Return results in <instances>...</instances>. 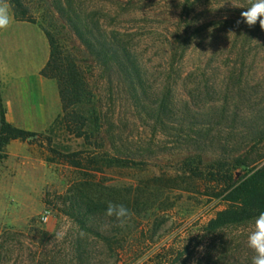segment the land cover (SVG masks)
Returning <instances> with one entry per match:
<instances>
[{
	"label": "rangeland",
	"instance_id": "1",
	"mask_svg": "<svg viewBox=\"0 0 264 264\" xmlns=\"http://www.w3.org/2000/svg\"><path fill=\"white\" fill-rule=\"evenodd\" d=\"M21 1L36 32H50L82 63L98 97L102 151L127 152L139 164L91 173L46 160L37 194L27 203L7 197L3 218L0 204V264H252L247 239L254 220L211 232L210 220L226 203L167 183L181 176L174 159L188 152L205 149L211 161L225 145V152L235 147L264 161V29L259 20L237 24L253 0H67L99 44L115 34L133 51L137 99L123 79L114 75L110 83L102 66L79 53L85 47L57 11L66 0ZM0 2L16 20L11 0ZM45 52L50 56L49 43ZM38 133L64 151L96 146L61 129ZM78 184L133 213L125 227L108 218L109 235L120 243L113 249L69 215Z\"/></svg>",
	"mask_w": 264,
	"mask_h": 264
},
{
	"label": "trees",
	"instance_id": "2",
	"mask_svg": "<svg viewBox=\"0 0 264 264\" xmlns=\"http://www.w3.org/2000/svg\"><path fill=\"white\" fill-rule=\"evenodd\" d=\"M11 3L15 7L16 20L36 24V20L29 15L21 0H11ZM63 5L59 3L57 11L68 20L74 34L86 49L85 52L79 50V53L84 57L88 55L93 63L102 66L109 76L110 83H113L114 75L123 79L122 83L137 99L135 86L140 79V72L133 51L123 45L115 34L108 39V44H99V38L82 20L80 12L67 0V6ZM70 13L76 15L75 20ZM43 31L50 46V56L42 75L56 83L62 106L61 114L49 131L61 129L70 136L84 138L89 146L93 145L94 139L96 146L93 150L64 151L53 144L52 138L13 126L5 119L0 90V158L4 157V149L10 141L20 140L44 149L49 156L46 159L48 162L66 164L85 172L101 173L106 169L131 168L138 165L127 152L117 149L115 153L102 151L104 145L98 143L101 113L97 93L77 55L65 49L50 32ZM167 114L177 115L170 109ZM204 150L195 154L188 152L185 158L174 159L176 171L181 176L168 181L167 185L180 187L185 184L190 192L220 199L226 203V208L217 212L207 229L216 232L228 226L241 225L264 212V161L252 159L249 151L241 154L240 149L235 147L225 152V145L211 161H206ZM238 170L243 172L239 177ZM83 186L78 184L70 190L69 215L84 232L92 234L103 247L111 250L114 245L120 243L116 236L109 235L111 223H108V217L104 215L107 202L98 192L93 196L86 193ZM111 219L110 222H116Z\"/></svg>",
	"mask_w": 264,
	"mask_h": 264
},
{
	"label": "crops",
	"instance_id": "3",
	"mask_svg": "<svg viewBox=\"0 0 264 264\" xmlns=\"http://www.w3.org/2000/svg\"><path fill=\"white\" fill-rule=\"evenodd\" d=\"M46 37L27 22L14 19L0 30V90L5 119L20 129L42 132L61 112L57 85L42 75L49 60ZM0 158L1 218L6 198L27 203L39 192L46 172L45 155L37 145L12 140Z\"/></svg>",
	"mask_w": 264,
	"mask_h": 264
},
{
	"label": "clouds",
	"instance_id": "4",
	"mask_svg": "<svg viewBox=\"0 0 264 264\" xmlns=\"http://www.w3.org/2000/svg\"><path fill=\"white\" fill-rule=\"evenodd\" d=\"M241 19L237 24L244 23L251 27L259 20L261 29H264V0H253L246 10L240 13ZM12 21L10 9L6 3L0 2V30L6 29ZM104 215L116 221L118 226L125 227L133 213L122 203L108 202ZM59 238V235L58 237ZM247 246L254 253L252 264H264V212L254 218L252 231L248 235Z\"/></svg>",
	"mask_w": 264,
	"mask_h": 264
},
{
	"label": "built area",
	"instance_id": "5",
	"mask_svg": "<svg viewBox=\"0 0 264 264\" xmlns=\"http://www.w3.org/2000/svg\"><path fill=\"white\" fill-rule=\"evenodd\" d=\"M51 217V211L49 209H46L42 216H41V220L44 222V223H47L49 221Z\"/></svg>",
	"mask_w": 264,
	"mask_h": 264
}]
</instances>
